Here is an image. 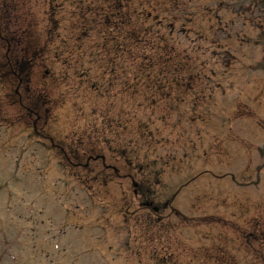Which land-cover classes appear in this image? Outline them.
<instances>
[{"label": "rangeland", "instance_id": "obj_1", "mask_svg": "<svg viewBox=\"0 0 264 264\" xmlns=\"http://www.w3.org/2000/svg\"><path fill=\"white\" fill-rule=\"evenodd\" d=\"M242 1L0 0V264H264Z\"/></svg>", "mask_w": 264, "mask_h": 264}]
</instances>
